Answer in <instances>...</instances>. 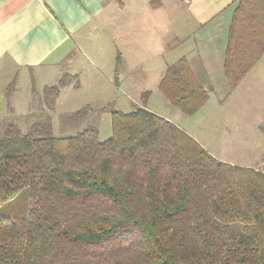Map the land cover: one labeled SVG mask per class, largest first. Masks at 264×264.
<instances>
[{
    "label": "trees",
    "instance_id": "trees-1",
    "mask_svg": "<svg viewBox=\"0 0 264 264\" xmlns=\"http://www.w3.org/2000/svg\"><path fill=\"white\" fill-rule=\"evenodd\" d=\"M234 7L230 89L264 53V0ZM192 73L182 56L157 87L188 116L209 96ZM70 82L63 74L44 88L47 111ZM91 110L61 115L60 124L74 126ZM43 113L27 133L6 122L0 137V209L24 189L29 198L25 216L0 212V264H264V161L221 162L145 107L111 109L104 141L94 125L54 135Z\"/></svg>",
    "mask_w": 264,
    "mask_h": 264
},
{
    "label": "crops",
    "instance_id": "crops-1",
    "mask_svg": "<svg viewBox=\"0 0 264 264\" xmlns=\"http://www.w3.org/2000/svg\"><path fill=\"white\" fill-rule=\"evenodd\" d=\"M236 1L0 0V61L16 69V76L29 72L32 80L50 70L53 74L54 67L60 71L69 68L80 85L82 64L77 63L78 58L81 55L87 60L86 41L97 33L106 35L111 44L114 77L118 65L144 67L157 63L161 78L169 64L184 56L197 82L208 90V95H216L219 121L227 119L217 121L215 129L229 133L230 129H238L233 125L234 118L242 119V115L232 113V106L245 83L257 86L253 80L260 59L233 89L229 88L224 59ZM6 91L7 87L4 94ZM1 98L2 92V106ZM28 105L21 115L27 114ZM5 112H9L7 107ZM183 131L193 139L197 137L192 130ZM206 150L213 154V148Z\"/></svg>",
    "mask_w": 264,
    "mask_h": 264
},
{
    "label": "rangeland",
    "instance_id": "rangeland-1",
    "mask_svg": "<svg viewBox=\"0 0 264 264\" xmlns=\"http://www.w3.org/2000/svg\"><path fill=\"white\" fill-rule=\"evenodd\" d=\"M94 36L86 41L87 60L81 55L78 58L77 63L82 64L80 77H78L80 85L76 78H71L74 74L69 68L60 71L59 67H54L53 74H50V70L32 80L29 72H20V75L16 76V69L12 68L7 61H0V87L2 88L0 92L3 97L1 98L3 110L0 105V137L6 122L16 123L22 133H27L30 125L42 120L45 114L43 112H48L52 124L51 131L54 135H73L87 125H94L98 130L99 139L104 141L111 136V109L129 113L136 107L144 106L154 114L178 125L182 130L189 133L191 130L194 131V134H197L195 139L201 142L205 149L213 148L214 157L243 167L260 168L262 166L264 133L259 127L264 124V55L255 66L257 75L253 82H256L257 86L251 83V87H248L249 82L245 83L238 92L235 106H232V110L234 109L232 113H236L237 116L242 115V119L234 118L236 123L233 125L238 126V129H230L227 133L224 130L215 129L217 121L220 120V114L218 115L217 112L218 103L213 92L209 94L206 106L204 104L202 109L200 108L192 116H184L185 114L167 101L157 88L160 80L157 63L147 64L144 67L118 65V75L114 77L111 44L107 43L106 35L97 33ZM63 74H67L71 82L64 86L63 90L60 89L53 104V110L47 111L42 92L45 87L56 84ZM116 80L117 85H114ZM6 87L7 92L4 94ZM10 103L16 113L5 112V107L8 109ZM27 105L30 106L27 115H21L20 113L26 110ZM85 105H89L92 110L82 116L76 125L62 127L61 115L72 113ZM221 121L226 122L227 119ZM259 121H261L260 125L257 126ZM28 207V189H24L9 204L4 205L0 212L10 216H25Z\"/></svg>",
    "mask_w": 264,
    "mask_h": 264
}]
</instances>
